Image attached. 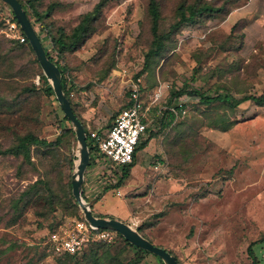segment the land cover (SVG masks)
<instances>
[{
	"label": "rangeland",
	"instance_id": "1",
	"mask_svg": "<svg viewBox=\"0 0 264 264\" xmlns=\"http://www.w3.org/2000/svg\"><path fill=\"white\" fill-rule=\"evenodd\" d=\"M98 1L42 0L37 8L43 11L57 3L45 21L70 32ZM159 1L161 30L165 31L174 22L181 0ZM210 1L223 10L181 26L170 37L169 49L145 69V54L152 40L149 0H109L95 24L96 31L65 58L52 47L42 29L43 21L36 30L54 59L68 67L65 77L69 84H76L71 99L79 114L87 112L89 132L108 128L126 105L133 81L140 83L148 103L155 91H162V97L152 105L142 140L151 132L159 135L138 150L137 166L124 182L126 191H104L106 186L101 183L99 192H83L93 212L99 215L95 204L104 199L103 211L109 209L117 217L121 208L131 212L134 228L172 251L180 264H254L248 247L264 237V105L253 100L237 107L220 101L206 105L196 96H182L169 103L173 89L185 83L235 98L264 91V0ZM14 16L12 8L0 0V41L16 39L9 31ZM28 16L37 21L31 8ZM9 42L7 46L12 45ZM26 56L34 60L30 51ZM4 60L0 70L7 68ZM42 74L37 63L24 66L16 80L33 82L39 94L14 109L0 107L3 148L28 132L53 141L64 128L73 127L64 120L56 96L43 91ZM5 82L1 84L4 92L8 89ZM175 103H183L186 112L179 111L172 124L162 127L160 118ZM78 152L77 138L69 135L46 154L33 146L30 159L0 155V264H97L99 257L105 261L106 251L126 263L139 254L142 260L138 264H164L153 253H139L121 236L114 243L93 245L96 259L86 257L91 248L73 260L47 250L48 230L82 214L81 208L76 213L68 208L64 195ZM92 167L89 164V172ZM39 179L51 181L60 200L57 209L43 208L36 201L21 203L22 193ZM254 250L259 264H264V241L254 245Z\"/></svg>",
	"mask_w": 264,
	"mask_h": 264
},
{
	"label": "trees",
	"instance_id": "2",
	"mask_svg": "<svg viewBox=\"0 0 264 264\" xmlns=\"http://www.w3.org/2000/svg\"><path fill=\"white\" fill-rule=\"evenodd\" d=\"M20 1L22 2L24 8L26 9L28 15H30V8H31L33 13L37 16V21L32 20V23L35 26V28L40 23V21H43L41 22L42 29L44 28L46 30L48 37L50 38L53 44V48L57 50L60 58H65L67 54L75 52L76 50L81 48L86 42V40L90 37V35L96 31L95 24L99 16L101 15L103 8L105 7V5L109 0H99L91 11H88L81 15L80 21L76 26L73 27V29L70 32H68L64 27L61 26L54 28L53 24L45 21V19L50 17V14L55 10V8L58 5L57 3H50L45 10L39 11L37 6L38 4L41 3L42 0H26V1L20 0ZM147 8L151 20L152 40L149 49L145 54L144 69L147 67L148 68L151 67L153 62L159 60L162 57V55L169 49V44L171 42L169 41L170 37L173 34L175 35L177 31L181 28V26H183L184 24L192 23L206 14L218 13L223 10V6H216L210 0H181L175 9L174 22L170 25L168 30L162 31L161 30L162 11H161L160 1L149 0ZM14 20L17 21L15 16H14ZM9 41L5 39H3V41H0V49H2L3 52L1 54L2 56L0 55V61L5 59L8 62L7 68L0 70V107L4 106L7 108L14 109L17 106L22 105L24 99L32 95H37L39 94L40 91V89L37 86H35L33 82L28 83L29 81L23 82L22 80H16L17 75H19L20 72H22L24 66L32 65L34 63H37L40 66V64L28 39H26L25 42H20L17 39H10ZM7 42L12 43V45L7 46ZM46 50L51 60L55 61L59 65L62 71V84L64 91L67 97L71 100V103L73 105L77 117L82 121L83 125L87 130L88 143H89L90 151L92 152L96 147L93 145L92 140L90 139V132L87 128L86 120L81 114H79V112L76 109V105L71 99V92L76 87V84H74L73 82H71V84L68 83L65 77V72L68 70V67L66 65H62L58 60H55L47 48ZM29 51L34 55V60L26 59L27 57L26 54H29ZM10 54L13 55L9 57ZM110 67L112 68L113 65H111ZM109 71L110 70L107 69L104 72L105 76ZM102 77L104 76L102 75ZM42 78L45 81V87L43 88V91L50 95H55L53 87L50 81L48 80V78L45 76V74H42ZM4 80L6 81L5 86H7L8 88L6 89L7 90L6 92L1 90V84L3 83ZM12 95H15V97H13ZM182 96L199 97L200 102L206 105H210L214 102L220 101L227 103L231 107H237L238 105H240L241 103L247 100H253L254 102L260 105H264V91L260 95H244L240 98H235L231 94L220 93L218 90H216L215 94H211L207 91H202L199 88L190 87L188 83H185L184 86L181 87L180 89H173L169 103L172 104L175 98L180 99ZM128 105H130L129 100L127 101L124 107ZM166 116L168 119L166 118L167 120L162 121L163 127L172 124V122L175 119V114L170 109L166 110ZM64 120L70 122V120L65 114H64ZM223 129L226 130L227 127H224ZM158 133L159 132H151L150 136L145 140H142L141 138L139 144L136 147L133 161L130 164L126 165L122 175L119 177V180L112 185L106 186L104 188V191H108L111 188H117L123 185L125 180L129 177L131 169L135 164L136 154L138 150L141 147H145L148 144L149 140L155 137ZM69 135L76 137V133L72 126L64 128L61 135H59L56 138V140L53 141H48L45 138H40L39 136H37L32 132H28L27 134H24L23 136L19 137L15 143L8 146L7 148H3L2 146L3 144L0 142V155H9V154H13L17 156L22 155L25 158L30 159L31 149L33 146H37L38 149L42 152V154H46L48 152H51L52 149L56 148L59 144H61L63 138ZM46 150L49 151L46 152ZM70 164L71 165L73 164V157H71L70 159ZM71 180L72 179H70V181L68 182V188L66 186V191L64 190L65 191L64 195L68 208L71 209L72 212L76 213L80 211L79 210L80 206L73 195ZM20 200L21 203L25 202V204L28 203L30 204L32 201H36L37 205L42 206L43 208L50 207V210L57 209L60 204L59 196L54 191L52 183L49 179H39L35 183L31 184L29 186V189H27L22 193ZM94 214H96L95 211ZM99 216H106V215L99 214ZM139 231L142 233L141 229H139ZM142 234L145 237H147L144 233ZM119 236L123 237L120 233ZM124 241L127 244L134 246L126 239H124ZM263 241H264V237L255 240L248 247V252L250 256L253 258L254 264H259V259L255 253L254 245L262 243ZM136 248L138 249L139 253L140 252L151 253L141 248L138 247ZM91 250L92 252L86 257L87 258L91 257L96 259L98 252L96 251V249L93 248H91ZM170 252L173 253L172 251ZM76 255L78 254H65L58 256L73 260L75 259ZM141 260H142V256L137 254L135 260L126 263L120 260L119 256L115 257L112 255V253L106 251L105 261L102 263L101 257H99L97 264H138Z\"/></svg>",
	"mask_w": 264,
	"mask_h": 264
},
{
	"label": "built area",
	"instance_id": "3",
	"mask_svg": "<svg viewBox=\"0 0 264 264\" xmlns=\"http://www.w3.org/2000/svg\"><path fill=\"white\" fill-rule=\"evenodd\" d=\"M9 31L12 37L26 41V35L14 19L9 21ZM161 97L162 91L157 90L152 102H146L140 83L133 81L129 90L130 105L118 112L107 131L96 129L90 132V139L96 148L91 152L92 170L89 172L87 168L85 172L84 192H99L97 188L101 183L107 186V182L119 180L126 165L133 161L136 147L148 130L153 103ZM173 111L179 114L186 109L182 107L177 111L173 108ZM118 236L116 230L95 228L81 214L48 230L45 245L49 252L56 255L80 254L95 244L114 243Z\"/></svg>",
	"mask_w": 264,
	"mask_h": 264
},
{
	"label": "water",
	"instance_id": "4",
	"mask_svg": "<svg viewBox=\"0 0 264 264\" xmlns=\"http://www.w3.org/2000/svg\"><path fill=\"white\" fill-rule=\"evenodd\" d=\"M13 10L21 29L26 35L45 76L50 81L59 105L73 125L78 141V154L75 155L74 172L72 174V192L78 202L84 218L95 228L113 229L134 246L159 256L164 264H179L178 258L167 248L153 243L136 228L127 222L107 216L94 214L91 206L83 199L85 172L90 164L91 151L88 143V133L82 121L77 117L71 100L67 97L62 84V71L59 65L51 60L43 41L33 25L20 0H3Z\"/></svg>",
	"mask_w": 264,
	"mask_h": 264
},
{
	"label": "crops",
	"instance_id": "5",
	"mask_svg": "<svg viewBox=\"0 0 264 264\" xmlns=\"http://www.w3.org/2000/svg\"><path fill=\"white\" fill-rule=\"evenodd\" d=\"M182 105V106H181ZM185 108V109H187L186 108V106L183 104V103H175V104H173V105H171V106H169L168 107V109H170L171 111H173V108H176L177 109V111L178 110H180V108ZM174 112V111H173ZM174 114H175V119H174V121L176 120V116L178 117L179 116V114H176V112H174ZM85 119H88L87 118V112L86 111H83L82 112V114H81ZM167 118V116H166V112H165V114H163V116H162V118H160V125L163 127V124H162V121H165V120H167L166 119ZM114 120H115V118H114ZM114 120H113V122H114ZM87 121V123H90V121L91 120H86ZM173 121V122H174ZM113 122H109V124H108V128H100V127H98V129H101V130H104V131H107L111 126H112V124H113ZM172 122V123H173ZM169 126V125H168ZM161 127V128H162ZM145 135V134H144ZM159 135V134H158ZM158 135H156V136H158ZM150 136V135H149ZM156 136L155 137H153V138H151L150 140H149V142H152L153 143V141L156 139ZM157 163H158V161H157ZM158 164H160V162L158 163ZM137 166V157H136V160H135V164H134V166L132 167V169H131V172H130V175H129V177L131 176V174H132V171H133V169L135 168ZM155 168H157L159 165H156V163H155ZM88 170H90L89 168H88ZM150 172L151 171H155V169H153V170H149ZM147 176H149L150 178L152 177L150 174H148ZM129 177L127 178V180L129 179ZM149 178V179H150ZM153 180V179H152ZM144 182H145V180H143ZM124 184L125 183H123V185H121L120 187H117L116 189H118L119 191H121L120 189H124L125 191H126V189H125V187H124ZM136 184V183H135ZM131 187H133V186H131ZM128 189V188H127ZM122 193V192H121ZM108 196V193L103 197V199L104 198H106ZM105 201V199L103 200V201H98L95 205L97 206V208H98V210H99V212H98V214H101V215H106V216H110V217H114V218H117V219H120V220H123V221H125V222H127L128 224H130L132 227H134V219L132 220V218H130L129 217V214H131V212H128V211H125L123 208H121V210L119 211L120 212V214H121V216H119V217H117L116 215H115V213L113 212V211H111V210H102L103 208H104V206H102V202H104ZM106 209V208H105Z\"/></svg>",
	"mask_w": 264,
	"mask_h": 264
}]
</instances>
